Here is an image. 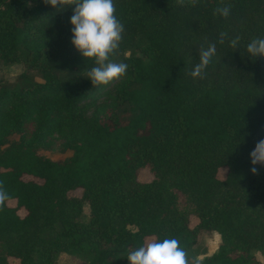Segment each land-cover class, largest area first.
<instances>
[{
    "label": "trees",
    "instance_id": "16d2710c",
    "mask_svg": "<svg viewBox=\"0 0 264 264\" xmlns=\"http://www.w3.org/2000/svg\"><path fill=\"white\" fill-rule=\"evenodd\" d=\"M114 3L125 31L110 59L128 70L94 119L87 110L110 84L87 79L95 63L71 43L72 9L0 0V63L22 61L41 79L24 73L27 83L0 90V186L9 196L0 264H57L60 253L129 264L128 252L152 237L178 239L190 256L201 229L220 243L196 264H260L264 166L254 175L249 154L264 139V57L246 46L264 37V0H223L232 6L227 19L215 14L221 0ZM222 31L205 78L193 79L200 49ZM54 146L70 154L42 153ZM142 169L151 180L138 179Z\"/></svg>",
    "mask_w": 264,
    "mask_h": 264
},
{
    "label": "clouds",
    "instance_id": "9594fccd",
    "mask_svg": "<svg viewBox=\"0 0 264 264\" xmlns=\"http://www.w3.org/2000/svg\"><path fill=\"white\" fill-rule=\"evenodd\" d=\"M45 5L53 9H72L70 24L72 25V45L87 61H94L95 66L87 72V79L95 88L107 86L124 78L128 65L110 59L120 47L125 31L123 23L117 18L114 0H43ZM184 6L185 0H177ZM198 0H188L195 6ZM231 5L224 4L215 9V14L227 19L231 15ZM227 39L226 32H220L218 40L207 49H200L199 62L189 75L193 79H204L211 59L216 55L217 43L223 45ZM229 47L237 49L240 37L228 40ZM250 57H264V37L252 39L246 46ZM253 167L251 172L258 174L256 165L264 166V139L257 141L250 152ZM9 199L7 192L0 186V207ZM129 264H189L187 252L180 246L178 239H164L162 242H146L127 254Z\"/></svg>",
    "mask_w": 264,
    "mask_h": 264
},
{
    "label": "rangeland",
    "instance_id": "374dc122",
    "mask_svg": "<svg viewBox=\"0 0 264 264\" xmlns=\"http://www.w3.org/2000/svg\"><path fill=\"white\" fill-rule=\"evenodd\" d=\"M129 54V52H127ZM26 73L32 80L34 81H41L38 73L35 70L28 69L24 63L21 62H14L11 64H2L0 63V90L1 89H12V88H19L20 85L27 83L28 80H24V78H20L22 74ZM121 80L115 81L111 83L104 92L100 94L98 99H96L91 106L87 110V116L92 117L94 119L101 116V114L106 110L107 106L112 102L113 96L116 93V88L120 84ZM42 153L44 155L51 157V158H58L61 156H67L70 152L61 153L57 146L52 147L51 149L44 150ZM226 174V168L222 167L218 171V177L224 178ZM137 177L140 181H149L152 179V175L148 169H142L138 172ZM24 180H35L39 181V179L24 175ZM73 195L79 196L81 195V190L76 189L72 192ZM10 205L14 204V201H9ZM84 220L88 219V206L86 203L83 204ZM19 214L23 215L24 211L20 210ZM198 219L196 216L192 215L190 218V226L193 227L197 224ZM153 240L149 238L147 242H151ZM220 243V236L217 232L211 230H199L197 233L196 243L193 246L192 252L190 256H188L189 264H196L199 260H202L205 256H209L214 253L218 245ZM254 254L260 261V264H264V258L260 254V252L255 251ZM87 258L76 256V255H69L66 253H60L57 255L56 263L57 264H87Z\"/></svg>",
    "mask_w": 264,
    "mask_h": 264
}]
</instances>
